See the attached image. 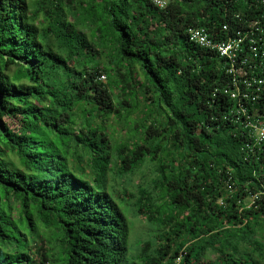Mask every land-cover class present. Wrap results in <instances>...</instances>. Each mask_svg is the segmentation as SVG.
<instances>
[{"label": "trees", "instance_id": "trees-1", "mask_svg": "<svg viewBox=\"0 0 264 264\" xmlns=\"http://www.w3.org/2000/svg\"><path fill=\"white\" fill-rule=\"evenodd\" d=\"M223 3L0 0V264H264V144L187 37Z\"/></svg>", "mask_w": 264, "mask_h": 264}, {"label": "built area", "instance_id": "built-area-1", "mask_svg": "<svg viewBox=\"0 0 264 264\" xmlns=\"http://www.w3.org/2000/svg\"><path fill=\"white\" fill-rule=\"evenodd\" d=\"M149 1L163 10L173 0ZM236 1L243 2V10L230 12V4ZM224 2V10L229 14L219 31L211 33L204 27H192L187 30V37L221 59L227 77L222 93L235 104L229 118L241 125L250 146H258L264 144V0ZM225 186L231 191L229 181Z\"/></svg>", "mask_w": 264, "mask_h": 264}, {"label": "rangeland", "instance_id": "rangeland-1", "mask_svg": "<svg viewBox=\"0 0 264 264\" xmlns=\"http://www.w3.org/2000/svg\"><path fill=\"white\" fill-rule=\"evenodd\" d=\"M128 218L132 223L129 234V242L131 245V253L134 254L138 251V248L135 246V244L139 240H147L151 234L149 231V225L146 224L142 217L134 218L131 216V214H129Z\"/></svg>", "mask_w": 264, "mask_h": 264}]
</instances>
